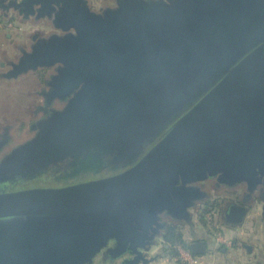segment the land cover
<instances>
[{
    "label": "water",
    "instance_id": "1",
    "mask_svg": "<svg viewBox=\"0 0 264 264\" xmlns=\"http://www.w3.org/2000/svg\"><path fill=\"white\" fill-rule=\"evenodd\" d=\"M244 1L117 0L116 9L97 13L88 0H0L25 17H52L63 31L35 36L7 77L62 63L63 82H85L63 112L40 120L37 135L0 163V184L35 170L34 161L52 157L58 143L114 119L122 99L142 85L153 88L151 107L164 111L162 122L214 70L224 71L233 53L264 39V24L237 23ZM263 77L264 41L132 167L66 186L1 191L0 264H89L103 251L114 263L150 264L160 213L189 220L193 183L219 175L253 185L264 173ZM216 120L225 126L212 128ZM246 212L231 204L227 220L241 223ZM206 250L204 240L191 244L195 254Z\"/></svg>",
    "mask_w": 264,
    "mask_h": 264
},
{
    "label": "rangeland",
    "instance_id": "2",
    "mask_svg": "<svg viewBox=\"0 0 264 264\" xmlns=\"http://www.w3.org/2000/svg\"><path fill=\"white\" fill-rule=\"evenodd\" d=\"M88 4L93 11L101 12L106 8L115 7L117 0H88ZM0 17L12 20L11 22L14 23L12 28L0 30V42L4 43V45L0 46V63L2 64H13V62L20 59L24 51H31L35 42H33L35 36L38 39L47 38L53 33L63 34L62 30L55 27L52 17L39 18L36 15L25 17L18 10H6L1 7ZM43 69L39 67L36 70L22 73L18 77H7L4 74L1 75L7 70V67L1 68L0 66V137L5 132L8 134L9 144L4 151L7 155L19 144L31 140L35 134L30 130V126L35 120L42 119L43 116L45 117L43 110H38V107L44 101V98L38 92L40 89L38 83ZM215 74L217 72L213 75L215 76ZM208 92L207 90L198 92L190 100L188 99L183 104H180V107L163 119L161 124L156 125L151 137H145L143 140H138L133 144L129 139L122 138L111 131L100 133L94 137L89 136L85 142V147L82 149L74 146L73 150L68 149L62 154H58L54 150L53 154H51L52 157H41V159L35 160L32 166L35 170H32V168L23 170L15 178L1 183L0 191L23 190L35 187H60L117 174L119 173L118 171L122 170H119L122 165L129 167V164L132 163H130V160L135 159L130 158L127 154L128 150H134L136 146L144 148L147 143L152 148ZM101 129L100 126L91 132L95 134V132H101ZM1 157L2 155H0ZM120 158L123 160H118ZM217 196L218 194L211 192V195L202 200V202L208 201L216 206L218 204L217 200H219ZM189 210L192 214L191 219H173L176 224L180 225L178 230L186 238H190L194 233L195 235L197 234L195 228H199L200 225L199 222L195 223V219L203 223V217H205L210 225L213 223L212 216H209V214H213L212 211L207 216L206 209L197 211L194 208H190ZM219 221L220 223L216 224L218 227L229 226L228 222L223 218H220ZM212 228L214 227L212 226ZM158 242L161 244L160 250L165 249L164 251L170 252V246L166 247L163 245L168 244L166 241L163 242L161 239H158ZM102 259H105L104 251L97 253L89 264H101L103 262Z\"/></svg>",
    "mask_w": 264,
    "mask_h": 264
},
{
    "label": "flooded vegetation",
    "instance_id": "3",
    "mask_svg": "<svg viewBox=\"0 0 264 264\" xmlns=\"http://www.w3.org/2000/svg\"><path fill=\"white\" fill-rule=\"evenodd\" d=\"M116 7L117 5L113 8L116 9ZM103 11L104 10H102L101 12ZM101 12H97V13H101ZM236 15H237L236 20L239 21L237 22L239 24L245 23L246 25H250L249 21H256V23H258L259 25L264 24V0H245L243 4V11L237 13ZM72 32H74L73 29ZM34 41L35 40H33V42ZM263 41L264 39L249 47L242 46L241 49L236 54L234 53H233L234 55L232 54L231 56L232 59L226 64L227 66L225 67L224 71L215 74V76L213 75V77L208 79L205 83H201L199 85V89H197V92L194 93L192 96H194L198 92H202L203 90L205 91L207 90V92L211 90L222 78H224V76L235 65H237L244 57H246L250 52H252L256 47H258ZM11 64L0 63L1 68L7 67V70L3 72L1 75L4 74L5 76H7L8 71L12 67ZM63 66L64 64L62 63H56L52 66L42 67L44 69L38 83V87L40 88L38 92L44 98L43 104H41V106L38 107V110L40 111L43 110V113L45 115V117L43 116L42 119H47L48 117L52 116L57 112H63L66 109V107L69 106L72 103V101L76 99L77 95L85 85V82L80 83L78 86L69 85L70 84L69 82L67 84L63 82L60 77V68ZM213 72L216 73L217 71L214 70ZM260 81L261 82L259 83V85L260 87H262L261 89H264V77L260 79ZM192 96L187 98L185 101H187L188 99L190 100ZM153 98H154V91L153 88H151V85L149 84L146 87L142 85L140 89H136L134 93L130 94V97L127 96L126 98L122 99L121 103H122V108L124 107V109L120 108V114L114 117V119L108 120L107 122H103V123H98V124L95 123L92 126L90 125L85 132H80V133L78 132L75 136H73L70 139V141L58 143L54 147V150H56L58 154L60 153L62 154L64 153V151H67L68 149L73 150L74 146H77L82 149L85 147L84 145L85 142L87 141V137L89 136L94 137L99 135L100 133L102 134L104 132H110V131L118 134L122 138L129 139L130 141L133 142V144L136 143L138 140L141 139L143 140L145 137L146 138L151 137L153 134L152 132H154L156 125L162 123L161 121L156 122V120L159 117V114L161 112H164L162 109H160L157 110L158 115L154 113L151 107ZM164 102L165 100L162 101V103ZM183 103L184 102L180 104ZM42 119L35 120L33 124L30 126V130L35 134L31 139H33L37 135L36 133H38L39 131V127L37 126V123ZM100 126L102 128L101 132L100 131L98 133L95 132V134L91 132L92 130L98 129V127ZM218 126L222 128L223 126H225V122L224 121L219 122L216 120L212 128ZM90 134H94V135H90ZM8 144H9L8 134L5 132L0 137V155H2V157L0 158V163L8 155H10L16 148L22 145L19 144L17 147L12 149L7 155V153L5 152L6 153L5 154L4 151ZM142 148L143 147L140 148L139 146H136L134 150H128L127 154L130 156V158H135V159L130 160V163L131 162L132 163L129 164V167H126L124 165L122 166L119 165L121 166L119 170L122 169L121 171H118L119 173L135 165L149 151L151 145L148 146L147 143L146 147L144 146V148L143 149ZM5 155L7 156L5 157ZM118 160H123V159L120 158ZM178 185L180 186L181 182ZM192 185L198 190V197L194 199V204L192 205L191 209L194 208L197 211L200 210L199 208L201 207L202 200H204L209 195H211V192L214 194H218V196L221 197L230 196L232 198L234 195L238 193L239 194L237 197L238 200L239 198H241V200L248 202V204H250L249 206H252L254 201L258 202L264 200L263 172L258 173V180L253 185H250L247 181H240V180H236L232 183H228L226 181H223L219 175H211L206 180L193 183ZM173 219H181V218L172 214L169 210H164L162 213H160V222L163 223V226L159 228L158 231L159 235L156 237V244L154 246H156L159 243L158 239H161L163 242H165L164 236L169 224H173L178 227L180 226L176 224V222ZM163 245L166 247L170 246L168 244H163Z\"/></svg>",
    "mask_w": 264,
    "mask_h": 264
},
{
    "label": "crops",
    "instance_id": "4",
    "mask_svg": "<svg viewBox=\"0 0 264 264\" xmlns=\"http://www.w3.org/2000/svg\"><path fill=\"white\" fill-rule=\"evenodd\" d=\"M7 36L9 37L8 34ZM1 45H4L2 41L0 42ZM238 195L237 193L233 198L217 196L220 200H217V203L221 204V210L212 209V225L209 222L201 223L202 221L195 219V223L199 222L200 225L199 228H195L197 234L194 233L190 238L184 236L189 245V248H186L188 250H191L193 242L204 240L207 243L205 253L195 254L191 251L193 255L199 257L197 264H264V202L254 201L252 206H249L250 204L241 198L238 200ZM208 203V201L202 202L199 211L205 210ZM231 204H239L247 209L241 223H233L227 220V210ZM209 212L206 213L207 216ZM220 218L226 220L229 226L218 227L216 224L220 223ZM160 248L161 244H157L149 251V258L158 256L150 264H192L179 260L169 251L166 252L165 249L160 250ZM102 260L101 264H118V262H111L106 256Z\"/></svg>",
    "mask_w": 264,
    "mask_h": 264
},
{
    "label": "trees",
    "instance_id": "5",
    "mask_svg": "<svg viewBox=\"0 0 264 264\" xmlns=\"http://www.w3.org/2000/svg\"><path fill=\"white\" fill-rule=\"evenodd\" d=\"M2 19H4V18H2ZM8 21H10V20H8ZM220 205H221L220 203L216 204V206L211 205V203H208L206 205L207 207H206L205 212L207 213L209 211H212V209H214V208L221 210ZM203 222L208 223V220L205 217H203ZM164 238H165L166 243H168L170 245L169 250H170L171 255L178 258L179 260H182L179 247L189 248V245L185 241L183 233L178 230V226L173 225V224H169L167 227V230L165 232Z\"/></svg>",
    "mask_w": 264,
    "mask_h": 264
},
{
    "label": "built area",
    "instance_id": "6",
    "mask_svg": "<svg viewBox=\"0 0 264 264\" xmlns=\"http://www.w3.org/2000/svg\"><path fill=\"white\" fill-rule=\"evenodd\" d=\"M14 25L13 22L8 21L6 19L0 18V30L2 29H9L12 28ZM212 216V214H209V216ZM211 218V217H210ZM181 250V257L184 261L192 263V264H197L199 263V257L195 256L192 254L191 250H188L183 247H179Z\"/></svg>",
    "mask_w": 264,
    "mask_h": 264
}]
</instances>
